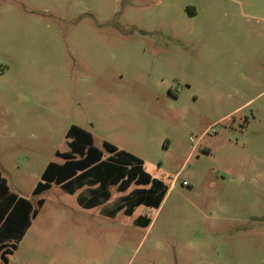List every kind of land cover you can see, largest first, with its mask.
<instances>
[{"label": "rangeland", "instance_id": "rangeland-1", "mask_svg": "<svg viewBox=\"0 0 264 264\" xmlns=\"http://www.w3.org/2000/svg\"><path fill=\"white\" fill-rule=\"evenodd\" d=\"M219 3L0 0V169L44 199L0 264H264V24ZM72 124L140 157L160 206L33 196Z\"/></svg>", "mask_w": 264, "mask_h": 264}, {"label": "trees", "instance_id": "trees-1", "mask_svg": "<svg viewBox=\"0 0 264 264\" xmlns=\"http://www.w3.org/2000/svg\"><path fill=\"white\" fill-rule=\"evenodd\" d=\"M65 138L68 150L55 152V156L62 162L50 161L45 166L32 191L33 196L41 195L52 185L59 186L69 194L86 186L88 195L79 194L78 203L90 209L108 200L110 186H116L118 192H125L131 184H135L149 187L134 189L122 197L110 215L114 216L121 210L126 215H132L139 206H160L167 186L144 169L141 158L118 149L108 141H103L101 148H98L92 133L75 124L68 128ZM104 152L109 154L105 158ZM36 205L30 199L11 191L0 169V260L3 263H8L9 256L18 248L32 220L44 205V199L38 198ZM145 221L142 215L135 220L139 224H145Z\"/></svg>", "mask_w": 264, "mask_h": 264}, {"label": "crops", "instance_id": "crops-1", "mask_svg": "<svg viewBox=\"0 0 264 264\" xmlns=\"http://www.w3.org/2000/svg\"><path fill=\"white\" fill-rule=\"evenodd\" d=\"M219 1V5L217 6L218 11L222 14V16L227 17L230 14L236 13L242 16H246V17H251L252 19H257L259 21V24H264V0H216ZM83 128V127H82ZM85 129V128H84ZM94 138V137H93ZM103 142V141H102ZM101 142V145H102ZM95 144V143H94ZM96 146V145H95ZM98 147V146H97ZM101 148V147H98ZM119 149V148H118ZM122 150V149H121ZM126 151V150H125ZM64 152V151H63ZM106 155H109L108 153L104 152V158L106 157ZM57 158V157H56ZM140 158V157H139ZM60 159V158H59ZM59 162V161H56ZM62 162V161H61ZM144 162V161H143ZM145 169V168H144ZM146 170V169H145ZM54 186V185H52ZM57 186V185H56ZM96 186H94L95 188ZM115 187V190L117 193H122L121 195H123V197L127 194H129L132 190L134 189H139V188H148L149 186H138L135 184H131L130 187L125 191V192H118L116 189V186H110L109 187V192H110V196H111V191L112 188ZM133 187V188H131ZM52 188V187H51ZM50 188V189H51ZM87 187L84 186L82 188L77 189L73 194L71 195H75L76 196V200L78 203V196L79 194L83 195V196H87L88 192H87ZM12 191V190H11ZM19 195V194H18ZM21 196V195H20ZM109 196V198H110ZM108 198V200H109ZM108 200H106L105 202H107ZM104 202V203H105ZM34 205V204H33ZM78 205L80 206V204L78 203ZM37 206V205H36ZM35 206V207H36ZM82 207V206H81ZM98 207V206H95ZM93 207V208H95ZM140 207V206H139ZM138 208V207H137ZM136 208V209H137ZM135 209V211H136ZM134 213V212H133ZM34 220V219H33ZM32 220V221H33ZM13 255V254H12ZM11 256V255H10Z\"/></svg>", "mask_w": 264, "mask_h": 264}]
</instances>
